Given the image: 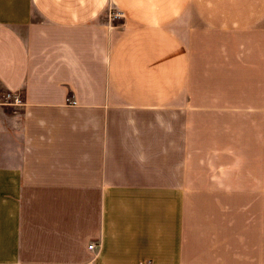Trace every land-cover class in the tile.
Segmentation results:
<instances>
[{
    "label": "crops",
    "instance_id": "0c3cea01",
    "mask_svg": "<svg viewBox=\"0 0 264 264\" xmlns=\"http://www.w3.org/2000/svg\"><path fill=\"white\" fill-rule=\"evenodd\" d=\"M0 113V264H264V0H0Z\"/></svg>",
    "mask_w": 264,
    "mask_h": 264
},
{
    "label": "built area",
    "instance_id": "2783aa9c",
    "mask_svg": "<svg viewBox=\"0 0 264 264\" xmlns=\"http://www.w3.org/2000/svg\"><path fill=\"white\" fill-rule=\"evenodd\" d=\"M108 20L111 24H113V26H119L122 20V13L116 9H109ZM6 97H9V95H7ZM14 103L17 104V100H14ZM92 247L93 245L91 243L87 245V248L89 249H91Z\"/></svg>",
    "mask_w": 264,
    "mask_h": 264
},
{
    "label": "rangeland",
    "instance_id": "374dc122",
    "mask_svg": "<svg viewBox=\"0 0 264 264\" xmlns=\"http://www.w3.org/2000/svg\"><path fill=\"white\" fill-rule=\"evenodd\" d=\"M3 114H4V112H3ZM0 115H2V113H0ZM1 117H2V118H1V121H3L2 126H3L4 129H5V127H6V128H7V127H10V125H11V127H12V121H13V119H12L11 122H10V121H8V118H7V119L4 118V115H2ZM11 129H12V128H11ZM4 142H5V143H8V139L4 140ZM3 145H4V144H3Z\"/></svg>",
    "mask_w": 264,
    "mask_h": 264
}]
</instances>
